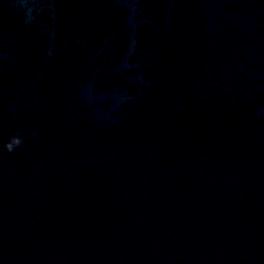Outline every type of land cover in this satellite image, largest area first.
Wrapping results in <instances>:
<instances>
[{
	"label": "water",
	"instance_id": "95a60500",
	"mask_svg": "<svg viewBox=\"0 0 264 264\" xmlns=\"http://www.w3.org/2000/svg\"><path fill=\"white\" fill-rule=\"evenodd\" d=\"M0 264H264V0H0Z\"/></svg>",
	"mask_w": 264,
	"mask_h": 264
},
{
	"label": "clouds",
	"instance_id": "9594fccd",
	"mask_svg": "<svg viewBox=\"0 0 264 264\" xmlns=\"http://www.w3.org/2000/svg\"><path fill=\"white\" fill-rule=\"evenodd\" d=\"M13 143H14V145H19V144L21 143L20 138L15 139ZM5 147H6L9 151H11V150L13 149V144H6Z\"/></svg>",
	"mask_w": 264,
	"mask_h": 264
}]
</instances>
